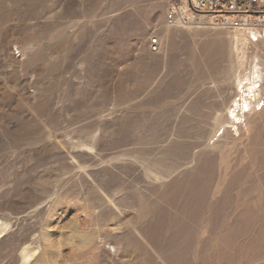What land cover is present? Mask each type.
I'll list each match as a JSON object with an SVG mask.
<instances>
[{"label": "rangeland", "instance_id": "374dc122", "mask_svg": "<svg viewBox=\"0 0 264 264\" xmlns=\"http://www.w3.org/2000/svg\"><path fill=\"white\" fill-rule=\"evenodd\" d=\"M171 4L0 0V264H264V59Z\"/></svg>", "mask_w": 264, "mask_h": 264}, {"label": "built area", "instance_id": "2783aa9c", "mask_svg": "<svg viewBox=\"0 0 264 264\" xmlns=\"http://www.w3.org/2000/svg\"><path fill=\"white\" fill-rule=\"evenodd\" d=\"M263 0H172L167 20L178 25H208L245 35L251 49L264 59V7ZM261 58V60H262ZM264 70V66H262ZM249 81V80H248ZM249 83V84H248ZM250 85V82H247ZM261 95V94H260ZM262 96L253 99L252 109L264 107Z\"/></svg>", "mask_w": 264, "mask_h": 264}, {"label": "bare ground", "instance_id": "6f19581e", "mask_svg": "<svg viewBox=\"0 0 264 264\" xmlns=\"http://www.w3.org/2000/svg\"><path fill=\"white\" fill-rule=\"evenodd\" d=\"M237 32H239V31H237ZM241 34H243V33H241ZM262 41H264V39ZM258 72L259 71H257V73ZM249 80H252L251 86H250L251 89H247V86H244V85L241 87L242 89L244 87H246V89L239 91V94L241 92L240 96L242 97V100L241 101H240V99L236 100L235 104L232 105L233 108H231L230 112L228 113V118L233 119L235 123H240L242 121L243 117H244V121L247 120L245 118L247 116V112H248V110L252 109V107H253V105H252L253 101L252 100L256 99L259 96L257 94L259 91H260L259 94H261L260 96H262L260 98V100L262 101V99H264V72L261 75H259V73H258L256 77L254 76L253 79L250 78ZM241 102H242V106H243L242 108H241ZM240 111H241V113H240Z\"/></svg>", "mask_w": 264, "mask_h": 264}]
</instances>
